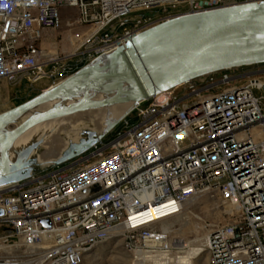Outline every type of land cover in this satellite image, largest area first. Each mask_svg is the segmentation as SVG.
<instances>
[{
	"label": "built area",
	"instance_id": "2783aa9c",
	"mask_svg": "<svg viewBox=\"0 0 264 264\" xmlns=\"http://www.w3.org/2000/svg\"><path fill=\"white\" fill-rule=\"evenodd\" d=\"M262 1L0 0V78L54 84L75 71L62 63L71 57L89 62L172 18ZM66 8L89 29L61 56L40 42L61 27ZM251 65L213 70L138 102L122 119L126 128L94 143L65 175L0 187V264H81L117 237L135 261L141 252L170 264L177 237L156 225L213 192L223 221L207 225L202 251L212 264H264V68Z\"/></svg>",
	"mask_w": 264,
	"mask_h": 264
},
{
	"label": "water",
	"instance_id": "95a60500",
	"mask_svg": "<svg viewBox=\"0 0 264 264\" xmlns=\"http://www.w3.org/2000/svg\"><path fill=\"white\" fill-rule=\"evenodd\" d=\"M254 63H264V1L183 15L142 31L124 46L0 112V187L81 155L116 125L102 134L83 129L77 141L50 161L38 160L41 139L19 149L11 159L14 141L37 124L115 103H138L204 73ZM98 92L104 96L97 97Z\"/></svg>",
	"mask_w": 264,
	"mask_h": 264
},
{
	"label": "rangeland",
	"instance_id": "374dc122",
	"mask_svg": "<svg viewBox=\"0 0 264 264\" xmlns=\"http://www.w3.org/2000/svg\"><path fill=\"white\" fill-rule=\"evenodd\" d=\"M77 18H78V12L76 9L74 8L62 9L61 27L57 29L45 30L40 45L43 47H47L48 43L51 44L54 42L56 43V51L59 55L64 56L68 54L71 51V42L73 41L77 42L76 40H74V37L79 36V40H80L88 33L89 27H87L86 25L78 24ZM67 20L72 22L70 26H67L65 24ZM87 62L88 61H86V59L77 62L76 57L75 58L71 57L70 59L64 60L62 63L68 68V72H72L80 68ZM260 67L264 68V63L253 64L248 68L254 69ZM50 84H51V80L46 78L36 83H31L23 77L14 80L8 78H0V112L7 110L29 99L30 97L36 95L42 89H44L46 86ZM146 104L147 102H144L141 104V106H144ZM103 111L104 109L102 110V112ZM95 112L94 114H96ZM102 112L98 111L97 114ZM86 116L87 115H85V117L82 118L87 119ZM74 117L76 118L81 116H74ZM126 119H128L130 123H136L138 121V117L136 116L135 112L131 116L126 117ZM42 128L43 126H39L37 129L42 130ZM125 128L126 127L124 125L123 120H120L111 130H109L102 137V139L104 141H108L109 139L114 137L117 132L122 131ZM40 151H43V147L40 149ZM81 156L82 154L71 160L60 163L54 166L53 168L48 169L43 174L56 172L58 175L61 176L65 175L68 172L69 168L74 164H76L77 160ZM11 159L13 158L11 157ZM197 197L192 198L185 204L181 214L167 221V224L169 223V230H172L173 228L178 229L179 224L182 223L183 221L187 222L188 219H190L193 223L199 222L198 231L200 230L201 226L204 227L203 231H206L208 229L207 226L208 224H214L223 221V218L221 216L216 219L213 214L215 210L219 209L218 207L219 204L215 192L202 194ZM206 205L208 206L209 211L205 210ZM161 227H162L161 224H157L155 228L156 230L160 231ZM1 233H3L2 228H0V234ZM170 235L181 238L183 240H190L195 237L194 232L189 229L188 230L184 229L181 231H173L170 232ZM205 258L206 256L199 258L198 260L195 261L194 264H202V263L212 264L209 258L206 262H204ZM132 260H133V256L128 250L125 249L122 237H117L111 241L99 243L94 247H92V249L89 250L85 255L81 264H132Z\"/></svg>",
	"mask_w": 264,
	"mask_h": 264
},
{
	"label": "bare ground",
	"instance_id": "6f19581e",
	"mask_svg": "<svg viewBox=\"0 0 264 264\" xmlns=\"http://www.w3.org/2000/svg\"><path fill=\"white\" fill-rule=\"evenodd\" d=\"M51 46H53L56 50V43H51ZM103 96L104 93H97V97ZM51 103L52 102L45 104L40 108L46 107ZM137 104L138 103H134L132 101L115 103L102 108L86 111V113L79 112L67 117H59L44 121L23 132L12 144L11 148L9 149V155L10 157L14 158L16 151L25 147L36 139H41L43 151L39 152L38 160L40 162L53 160L61 154V151L69 143L78 140L83 129H91L97 134H102L106 132L112 124L118 123L120 120H122L126 113L131 110V108L137 106ZM101 109H104V111L102 112ZM97 110L102 113L97 114ZM93 111H96V114H94ZM85 115H87V119L82 118L85 117ZM74 116L81 117L75 118ZM39 126H43L42 130L37 129ZM205 210L209 211L207 205L205 206ZM213 214L216 219L219 218L221 215L220 208L215 210ZM168 220L169 219H164L160 222L162 226V233L170 234V232L173 231L189 229L195 234V237L190 240H183L177 237L176 245L180 248V250L179 252L174 253L172 256H169L168 261L170 264H194L196 260L202 258L203 256H206L204 262H206L208 258L210 259L209 255L202 251V243L205 235L207 234V230L203 231L204 227L201 226L200 230L198 231L199 222L193 223L190 219H188L187 222L183 221L180 223L178 229L173 228L172 230H169V223L167 224ZM138 255H140L143 260L137 262L135 261V258H133L132 264H161L160 257H146V255L141 252L134 253V256L139 257Z\"/></svg>",
	"mask_w": 264,
	"mask_h": 264
},
{
	"label": "crops",
	"instance_id": "0c3cea01",
	"mask_svg": "<svg viewBox=\"0 0 264 264\" xmlns=\"http://www.w3.org/2000/svg\"><path fill=\"white\" fill-rule=\"evenodd\" d=\"M74 40H76V41H78L79 40V36H76V37H74ZM54 43V42H53ZM48 45H49V43H48ZM51 45V44H50ZM75 45H76V42L75 41H73V42H71V50L75 47ZM49 86V85H48ZM47 87V86H46ZM45 87V88H46Z\"/></svg>",
	"mask_w": 264,
	"mask_h": 264
}]
</instances>
